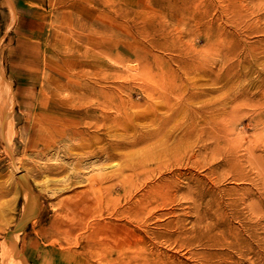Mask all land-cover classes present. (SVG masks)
I'll return each instance as SVG.
<instances>
[{"label":"rangeland","instance_id":"rangeland-1","mask_svg":"<svg viewBox=\"0 0 264 264\" xmlns=\"http://www.w3.org/2000/svg\"><path fill=\"white\" fill-rule=\"evenodd\" d=\"M90 102L105 125L68 138ZM108 140L113 160L88 155ZM15 247L22 264H264V0H0V264Z\"/></svg>","mask_w":264,"mask_h":264},{"label":"bare ground","instance_id":"bare-ground-1","mask_svg":"<svg viewBox=\"0 0 264 264\" xmlns=\"http://www.w3.org/2000/svg\"><path fill=\"white\" fill-rule=\"evenodd\" d=\"M56 88V87H55ZM58 88V87H57ZM91 88H92V86H91ZM90 88V89H91ZM77 89H78V87H77ZM56 90V89H55ZM58 90H60V89H58ZM62 90V89H61ZM67 91V90H66ZM95 91V90H94ZM52 92H54V93H56L55 91H52ZM60 92V91H59ZM68 92V91H67ZM80 92V94L82 93L81 91H79ZM95 92H97V91H95ZM57 93H58V91H57ZM72 95H70L71 96V98L72 97H76V95L78 94H76V93H74V91H72V92H70ZM90 93H92V91L90 90ZM79 94V95H80ZM95 94V93H94ZM68 95V94H67ZM74 95V96H73ZM91 95V94H90ZM80 96H82V95H80ZM79 96V97H80ZM68 97V96H67ZM87 98H88V96H86ZM62 98H65V96L64 97H62ZM59 99H61V98H59ZM69 99V98H68ZM73 99V98H72ZM81 98H79V100H80ZM89 99H91V98H89ZM77 101H79L78 99H76ZM87 100V99H86ZM3 101L5 102V100H4V98H3ZM59 101V100H58ZM74 102H75V100H73ZM85 101V100H84ZM98 101V100H97ZM63 102V101H62ZM82 102V101H81ZM81 102H80V104H81ZM86 102V101H85ZM71 103H73V102H71ZM82 103H84V102H82ZM77 104V103H76ZM96 104H98V103H96ZM72 105V104H71ZM78 105H79V103H78ZM94 105V103L92 104L91 102L90 103H88L87 105H83V107L82 106H80L81 108H77V109H83L82 111V114H81V116H80V121L77 123V122H75L74 124H76L77 123V125H78V127L77 126H73L72 127V124H73V122H70V120H68V119H65V120H67V121H69V125L71 126V127H69L70 129H68V130H66V132L64 133V134H68V138L69 137H71L72 135L71 134H78V133H81V130H78V128H80V125H81V128H89V127H93L94 128V131H97V130H99V129H101L102 127H103V124L104 123H99L98 121V119H97V116H96V114H95V110H94V108L96 109L97 107L96 106H93ZM66 106V105H65ZM107 108H109V104H106L105 105ZM69 106H67L66 108H68ZM72 107V106H71ZM4 109H5V113L7 114V110H8V107L6 106V104H4ZM97 110V109H96ZM112 110V109H111ZM7 117H6V122H10V118H9V116H8V114L6 115ZM37 116V115H36ZM105 117V116H104ZM109 117V116H108ZM99 118V117H98ZM86 119V120H85ZM58 121H62L61 119H58ZM63 122V121H62ZM105 122H107L106 120H105ZM80 124V125H79ZM105 125V124H104ZM66 126V125H65ZM102 126V127H101ZM49 128V127H48ZM105 130V129H104ZM83 131V130H82ZM83 133V132H82ZM102 135H103V140H104V138H105V136H111V134H110V126H108L107 127V129L104 131V132H102ZM78 136H80V135H78ZM73 137H75V136H73ZM107 137V138H108ZM80 138V137H79ZM92 138V139H91ZM97 139V140H96ZM90 142H87L86 144H81L80 145V147L82 148V150H84L85 148H90V147H92L93 146V142H95V141H98V138H96L95 137V134H91L90 135ZM95 140V141H94ZM101 140V139H100ZM99 140V141H100ZM98 141V142H99ZM85 143V142H84ZM75 150V149H74ZM71 152V151H70ZM100 152H102L103 154H105L104 156H105V158L107 159V160H109V161H111V160H113L116 156H117V154L115 153V151H114V141L113 140H108L107 141V143L104 145V146H101L100 148H98V147H95L94 149H89L88 150V155H93V156H97L98 154L100 155ZM85 153V152H84ZM78 154V153H77ZM98 155V156H99ZM104 158V157H103ZM105 159V160H106ZM95 160H97L96 158H95ZM113 164V163H112ZM111 164V165H112ZM103 168H106V167H103ZM110 169V168H109ZM108 169V171H110ZM105 171H107V170H105ZM18 173H20V172H18ZM18 173H17V176H18ZM24 173V172H23ZM96 174V173H95ZM94 174V175H95ZM102 174V173H101ZM104 175H101V177H100V181H99V184H98V187H96L95 186V188L97 189V190H99L100 188H104V185H105V187H107L106 188V191H107V189H108V193H110V191L112 190V183L110 184V185H107L106 186V184H107V182L110 180V179H113V178H115V176H116V174H115V170L114 169H111V171L110 172H108V174H105V173H103ZM25 175H26V177L28 178V180H29V182L31 183V181H30V178H29V176L25 173ZM94 175H92L91 177H93L94 178ZM19 179V182H20V186H21V188H22V190H23V193H24V199H25V202H24V206H25V210H26V212H27V214H29V213H31L32 212V210L34 209V206L36 205V202H37V196H34L32 199H30V195H29V190H28V188H27V186H26V184L22 181V180H20V178H18ZM108 179V181L102 186V182H103V180H107ZM95 180V179H94ZM91 181H93V180H91ZM90 181V182H91ZM94 182V181H93ZM92 183V182H91ZM93 184V183H92ZM31 185H32V183H31ZM91 185V184H90ZM95 185V184H94ZM93 186V185H92ZM32 187H33V185H32ZM91 187V186H90ZM93 188V187H92ZM101 190V189H100ZM93 191V190H92ZM103 192L102 193H105L104 192V190H102ZM100 192V191H99ZM108 193H107V195H108ZM95 194H97V193H95ZM100 194H101V192H100ZM102 196V195H101ZM103 198V197H102ZM110 198V197H109ZM109 198H107L108 199V201L110 200ZM112 198V197H111ZM104 199H106V198H104ZM100 201H101V199H100ZM104 201H106V200H104ZM108 201H106V202H108ZM111 202V201H110ZM40 203V202H39ZM38 203V204H39ZM131 207V206H130ZM235 244V243H234ZM13 245H15V242H13ZM16 246V245H15ZM13 252L12 253H14V260H15V263L16 264H22V260H21V258L20 257H22L18 252H17V249H16V247H15V249H13L12 250Z\"/></svg>","mask_w":264,"mask_h":264},{"label":"water","instance_id":"water-1","mask_svg":"<svg viewBox=\"0 0 264 264\" xmlns=\"http://www.w3.org/2000/svg\"><path fill=\"white\" fill-rule=\"evenodd\" d=\"M18 178H20V180H22L26 184V186L29 190L30 199H32L34 196H37V198H38V195L34 192V189L31 185V183L29 182L28 178L26 177L25 173H23V172L18 173ZM38 203H39V200L37 199V202H36V205L34 206V209L38 206ZM21 226L22 225H20V227Z\"/></svg>","mask_w":264,"mask_h":264}]
</instances>
